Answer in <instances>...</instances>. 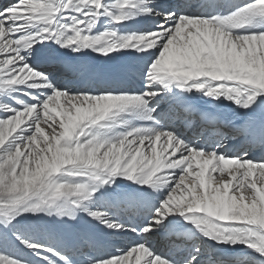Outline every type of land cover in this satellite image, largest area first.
<instances>
[{
    "label": "snow or ice",
    "instance_id": "obj_1",
    "mask_svg": "<svg viewBox=\"0 0 264 264\" xmlns=\"http://www.w3.org/2000/svg\"><path fill=\"white\" fill-rule=\"evenodd\" d=\"M0 264H264V0H0Z\"/></svg>",
    "mask_w": 264,
    "mask_h": 264
},
{
    "label": "bare ground",
    "instance_id": "obj_2",
    "mask_svg": "<svg viewBox=\"0 0 264 264\" xmlns=\"http://www.w3.org/2000/svg\"><path fill=\"white\" fill-rule=\"evenodd\" d=\"M227 116H228V118H229V119H231V118H232V117H231L229 114H227Z\"/></svg>",
    "mask_w": 264,
    "mask_h": 264
}]
</instances>
